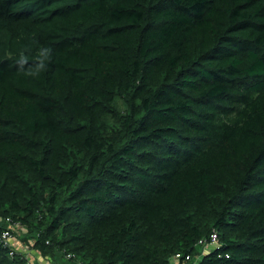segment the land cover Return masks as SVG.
I'll use <instances>...</instances> for the list:
<instances>
[{
    "label": "trees",
    "instance_id": "1",
    "mask_svg": "<svg viewBox=\"0 0 264 264\" xmlns=\"http://www.w3.org/2000/svg\"><path fill=\"white\" fill-rule=\"evenodd\" d=\"M12 223L39 264H264V0H0V264H38Z\"/></svg>",
    "mask_w": 264,
    "mask_h": 264
},
{
    "label": "rangeland",
    "instance_id": "2",
    "mask_svg": "<svg viewBox=\"0 0 264 264\" xmlns=\"http://www.w3.org/2000/svg\"><path fill=\"white\" fill-rule=\"evenodd\" d=\"M20 228H15V230L17 231L18 237H13L14 241L12 240L13 244L16 245V248H19V250L23 251L24 253H26L29 258L34 261L37 262L39 264L38 261H42L43 263H45V259L43 256H41L39 253L35 252L34 254L32 253L31 248H28V246L24 243V238L25 235L23 234L22 230H19ZM215 247V244H212L211 246L208 247L209 249H213ZM201 250V247H200ZM203 255V254H202ZM202 255H200L199 257H197V259L195 260L196 264L199 263V261L202 258ZM53 264H55L54 262H52Z\"/></svg>",
    "mask_w": 264,
    "mask_h": 264
},
{
    "label": "built area",
    "instance_id": "3",
    "mask_svg": "<svg viewBox=\"0 0 264 264\" xmlns=\"http://www.w3.org/2000/svg\"><path fill=\"white\" fill-rule=\"evenodd\" d=\"M10 227H11V228L5 230V231H4V234H3V237H4V239H5L7 242H12V240L14 241V239H13L14 236H12V233H13V231H14L15 228H16V224L12 223V224L10 225ZM217 238H218V237H217V234L214 233V234L212 235V240H211V241H208V240H201V241H200V244H201V245H204V248L208 249L209 246H211L212 244H215V243H216ZM12 244H13V242H12ZM13 245H14V244H13ZM15 246H16V245H15ZM180 257H181L180 254H177L176 256H173V257L171 258L173 264H177L178 259H179ZM187 258L189 259V256H188Z\"/></svg>",
    "mask_w": 264,
    "mask_h": 264
}]
</instances>
